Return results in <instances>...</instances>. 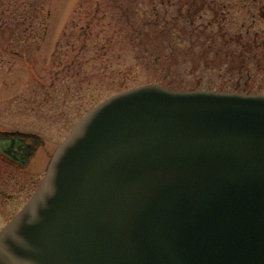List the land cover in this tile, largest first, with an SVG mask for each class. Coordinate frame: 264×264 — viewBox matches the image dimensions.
I'll list each match as a JSON object with an SVG mask.
<instances>
[{"label":"water","instance_id":"1","mask_svg":"<svg viewBox=\"0 0 264 264\" xmlns=\"http://www.w3.org/2000/svg\"><path fill=\"white\" fill-rule=\"evenodd\" d=\"M0 264H264V94L103 98L1 227Z\"/></svg>","mask_w":264,"mask_h":264},{"label":"rangeland","instance_id":"2","mask_svg":"<svg viewBox=\"0 0 264 264\" xmlns=\"http://www.w3.org/2000/svg\"><path fill=\"white\" fill-rule=\"evenodd\" d=\"M206 1L217 3L200 10L191 36L187 22L174 18L176 3L191 0L171 7L162 0H0V130L44 140L20 167L0 161V228L33 192L57 144L108 95L147 82L264 94V0ZM218 4L226 8L214 15ZM213 21L221 30L211 23L205 33L216 38L205 39L202 24ZM165 30L172 48L161 41ZM220 32L233 38L223 41ZM243 46L249 59L241 75L215 59L219 49L248 57Z\"/></svg>","mask_w":264,"mask_h":264},{"label":"trees","instance_id":"3","mask_svg":"<svg viewBox=\"0 0 264 264\" xmlns=\"http://www.w3.org/2000/svg\"><path fill=\"white\" fill-rule=\"evenodd\" d=\"M163 2L162 3H168V5L171 7L172 3L171 1L172 0H162ZM214 1V0H213ZM192 2V0H191ZM197 3V4H196ZM195 3V0L190 3L188 2L187 4L184 3V2H181V3H176L177 6H178V10H177V15L174 17L175 19H182L184 20L185 22H187L188 26H189V29L187 28V25L186 23L184 25H182V27L180 28V30H184V29H188L190 30L189 32H193V31H196V30H199V26H197L198 24H195V20L198 19V18H201L202 14H201V11L200 10H203L204 7H214L216 6V3H210V1H206V0H197V2ZM220 3V2H219ZM194 6L196 5L195 9L193 12H191L192 8H190L191 6ZM186 6V12L183 13V8ZM220 6V7H219ZM224 8H226V5L224 4H218V9L217 8H214L212 9L213 10V14L216 15V14H219V13H224ZM264 6L262 5L261 6V9H263ZM199 11H200V14H199ZM156 14H157V10H156ZM196 15V16H195ZM263 15V13H262ZM261 15V16H262ZM216 21H213V22H206V23H203L202 24V29H201V36L204 37L205 39H210V38H216L214 35H210L205 33V29H207L209 27V25L211 23H214ZM217 23V22H216ZM218 24V23H217ZM179 24H177L178 26ZM219 25V24H218ZM44 27V26H43ZM221 26L219 25V30H221L220 28ZM45 30V29H44ZM37 31V29H36ZM168 32V31H167ZM171 32V31H170ZM64 33V32H63ZM193 34L191 33V36ZM189 36V37H191ZM198 36V35H197ZM200 36V38H202ZM176 39L179 40V39H182V36H179V35H176ZM217 37H220L223 39V41H226V40H229L233 37L231 36H225L223 34V32H220V36H217ZM170 35H166V30H165V35L161 37V41L164 43L165 46L169 47V48H172L174 47L173 43L171 42L170 40ZM199 38V39H200ZM235 38V37H234ZM245 46H248L245 45ZM245 46H243V50H245V54L249 53V49L246 48ZM221 49L218 50V52H220ZM207 52V51H206ZM216 53L217 56L215 57L216 60H220V62H226L227 63V67L228 69H231L232 65L233 67L236 66V69L238 70V73L239 75H241V72H242V68L238 69L239 67L243 66V64L245 65V63L247 62V60L249 59V54H248V57L244 56L243 54V51H238V52H232L231 50H225L224 52H221L222 53V56L220 53ZM219 54H220V57H219ZM253 57H255L254 54H252ZM235 59V60H234ZM156 60H158V57L156 56ZM237 62H238V66H237ZM257 64H260L259 63V60H256Z\"/></svg>","mask_w":264,"mask_h":264},{"label":"flooded vegetation","instance_id":"4","mask_svg":"<svg viewBox=\"0 0 264 264\" xmlns=\"http://www.w3.org/2000/svg\"><path fill=\"white\" fill-rule=\"evenodd\" d=\"M15 130H0V161L10 166H21L28 162L34 152L44 144L39 134L10 133Z\"/></svg>","mask_w":264,"mask_h":264}]
</instances>
